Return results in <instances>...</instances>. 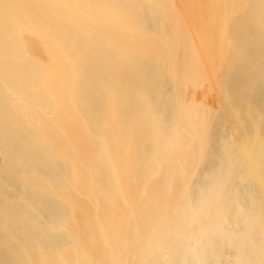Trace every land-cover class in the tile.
Masks as SVG:
<instances>
[{"label": "bare ground", "instance_id": "obj_1", "mask_svg": "<svg viewBox=\"0 0 264 264\" xmlns=\"http://www.w3.org/2000/svg\"><path fill=\"white\" fill-rule=\"evenodd\" d=\"M0 264H264V0H0Z\"/></svg>", "mask_w": 264, "mask_h": 264}]
</instances>
